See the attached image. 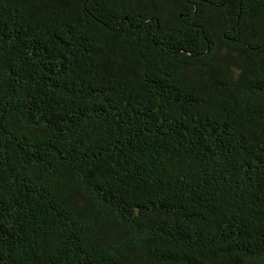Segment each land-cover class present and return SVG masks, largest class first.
Returning <instances> with one entry per match:
<instances>
[{
  "label": "trees",
  "instance_id": "obj_1",
  "mask_svg": "<svg viewBox=\"0 0 264 264\" xmlns=\"http://www.w3.org/2000/svg\"><path fill=\"white\" fill-rule=\"evenodd\" d=\"M0 264H264V0H0Z\"/></svg>",
  "mask_w": 264,
  "mask_h": 264
}]
</instances>
